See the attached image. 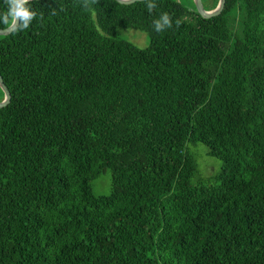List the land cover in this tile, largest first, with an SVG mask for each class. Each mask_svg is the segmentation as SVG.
Wrapping results in <instances>:
<instances>
[{
    "label": "trees",
    "instance_id": "trees-1",
    "mask_svg": "<svg viewBox=\"0 0 264 264\" xmlns=\"http://www.w3.org/2000/svg\"><path fill=\"white\" fill-rule=\"evenodd\" d=\"M29 7L0 37V264H264V0Z\"/></svg>",
    "mask_w": 264,
    "mask_h": 264
},
{
    "label": "rangeland",
    "instance_id": "rangeland-1",
    "mask_svg": "<svg viewBox=\"0 0 264 264\" xmlns=\"http://www.w3.org/2000/svg\"><path fill=\"white\" fill-rule=\"evenodd\" d=\"M189 9H193L195 4L193 0H175ZM203 2V1H202ZM194 5V6H193ZM204 9L212 8L211 0H204ZM205 9V10H206ZM232 27L238 28V23L232 22ZM262 29L264 30V15ZM116 38L132 43L139 49H146L149 46L148 37L137 29H117ZM189 152L195 156V160L199 166L200 176L194 179V183H213L214 178L221 170V162L207 155V149L203 145L192 147L189 145ZM111 178L108 172L104 173L100 178L92 182V193L95 196H106L110 192Z\"/></svg>",
    "mask_w": 264,
    "mask_h": 264
},
{
    "label": "clouds",
    "instance_id": "clouds-1",
    "mask_svg": "<svg viewBox=\"0 0 264 264\" xmlns=\"http://www.w3.org/2000/svg\"><path fill=\"white\" fill-rule=\"evenodd\" d=\"M35 16V12L29 7V0H8L7 11L0 13V26H3L4 30L27 29ZM161 19L162 23H156L157 31L169 23L166 16Z\"/></svg>",
    "mask_w": 264,
    "mask_h": 264
},
{
    "label": "water",
    "instance_id": "water-1",
    "mask_svg": "<svg viewBox=\"0 0 264 264\" xmlns=\"http://www.w3.org/2000/svg\"><path fill=\"white\" fill-rule=\"evenodd\" d=\"M32 1H39V0H29V2H32ZM114 1H116L117 3L121 5H130L135 2H141V1H146V0H114ZM193 1H194L195 8H196L198 15L206 20L219 16L224 10L225 4H226V0H218V4L213 10L207 11L204 9L202 0H193ZM17 23H19V21ZM14 31L15 30L0 29V37L8 36ZM0 89L4 94L2 101H0V109H1L9 105L10 100H11L10 92L6 88L1 76H0Z\"/></svg>",
    "mask_w": 264,
    "mask_h": 264
}]
</instances>
